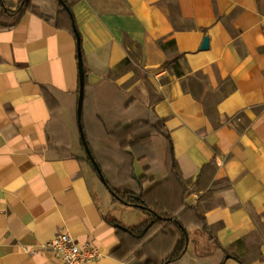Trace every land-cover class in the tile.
<instances>
[{
    "label": "crops",
    "instance_id": "0c3cea01",
    "mask_svg": "<svg viewBox=\"0 0 264 264\" xmlns=\"http://www.w3.org/2000/svg\"><path fill=\"white\" fill-rule=\"evenodd\" d=\"M68 1L73 25L60 0H32L38 13L15 24L20 0H0V264H62L47 249L61 233L100 251L89 264L136 262L115 252L149 213L120 202L86 160L74 26L94 150L163 120L186 201L223 249L264 264V0ZM148 141L135 173L160 183L167 145ZM171 264L240 263L221 250L200 258L190 243Z\"/></svg>",
    "mask_w": 264,
    "mask_h": 264
},
{
    "label": "trees",
    "instance_id": "16d2710c",
    "mask_svg": "<svg viewBox=\"0 0 264 264\" xmlns=\"http://www.w3.org/2000/svg\"><path fill=\"white\" fill-rule=\"evenodd\" d=\"M69 4L68 0H60L61 7L69 13L73 25ZM29 11L38 13L32 0H20L17 9L9 14L14 17L13 24ZM4 12L8 13L6 9ZM83 67L86 91L89 70L84 59ZM81 123L108 190L124 205L149 213V219L143 225L125 228L127 234L115 252L117 256L121 258L133 256L136 258L134 264H171L182 259L190 243H194L200 258H212L221 250L225 258L245 264L239 256L232 255L222 248L198 206L186 201L189 189L177 171L173 142L163 120L139 122L120 129L118 133L111 135L113 144L104 145L110 149L100 153L94 150L86 133L83 112ZM151 136L162 138L167 145L166 173L160 183H155L146 176L138 177L135 173V161L145 160L147 155L142 154L143 148L151 145V141L141 143V139ZM104 140H100V143H105ZM86 160L97 172L88 155ZM150 183L152 186L146 188Z\"/></svg>",
    "mask_w": 264,
    "mask_h": 264
},
{
    "label": "built area",
    "instance_id": "2783aa9c",
    "mask_svg": "<svg viewBox=\"0 0 264 264\" xmlns=\"http://www.w3.org/2000/svg\"><path fill=\"white\" fill-rule=\"evenodd\" d=\"M47 249L56 253L62 264H89L103 257L90 243L80 244L76 237L67 233L58 234ZM27 251V249H26Z\"/></svg>",
    "mask_w": 264,
    "mask_h": 264
},
{
    "label": "water",
    "instance_id": "95a60500",
    "mask_svg": "<svg viewBox=\"0 0 264 264\" xmlns=\"http://www.w3.org/2000/svg\"><path fill=\"white\" fill-rule=\"evenodd\" d=\"M75 33L77 35V43H78V59H79V73H80V94H79V104H78V119H79V125H80V131H81V137L83 146L85 148L86 154L90 157L92 164L97 169V172L102 180V182L106 185V181L104 179V176L102 174V171L96 162L95 158L93 157L90 147L87 143L81 119H82V112H83V105H84V98H85V75H84V67H83V56H82V50H81V39L79 34L76 31V27L74 26ZM209 39L205 38L204 43L202 45V50H207L209 48Z\"/></svg>",
    "mask_w": 264,
    "mask_h": 264
},
{
    "label": "rangeland",
    "instance_id": "374dc122",
    "mask_svg": "<svg viewBox=\"0 0 264 264\" xmlns=\"http://www.w3.org/2000/svg\"><path fill=\"white\" fill-rule=\"evenodd\" d=\"M187 186V185H186Z\"/></svg>",
    "mask_w": 264,
    "mask_h": 264
}]
</instances>
